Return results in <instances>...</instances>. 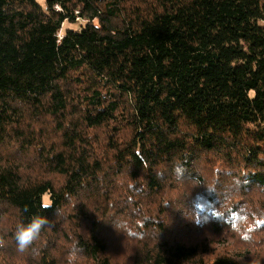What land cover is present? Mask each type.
<instances>
[{
    "label": "trees",
    "instance_id": "16d2710c",
    "mask_svg": "<svg viewBox=\"0 0 264 264\" xmlns=\"http://www.w3.org/2000/svg\"><path fill=\"white\" fill-rule=\"evenodd\" d=\"M0 236V264H264V0H0Z\"/></svg>",
    "mask_w": 264,
    "mask_h": 264
},
{
    "label": "clouds",
    "instance_id": "9594fccd",
    "mask_svg": "<svg viewBox=\"0 0 264 264\" xmlns=\"http://www.w3.org/2000/svg\"><path fill=\"white\" fill-rule=\"evenodd\" d=\"M50 207L51 205L42 206L43 210ZM48 225L49 220L41 214L33 215L28 223H18L14 232L17 250L19 252H25L28 250L29 247L40 238L42 230ZM4 245L5 239L3 236H0V247H3ZM82 251L83 249L79 246V242L73 241L68 252L67 264H76L77 259L82 254Z\"/></svg>",
    "mask_w": 264,
    "mask_h": 264
},
{
    "label": "rangeland",
    "instance_id": "374dc122",
    "mask_svg": "<svg viewBox=\"0 0 264 264\" xmlns=\"http://www.w3.org/2000/svg\"><path fill=\"white\" fill-rule=\"evenodd\" d=\"M38 1H41L42 2L43 0H38ZM70 26L75 27V25L74 26L73 25H70ZM48 202H49L48 195L44 194L43 195V203H48ZM261 253L264 254V248L261 249Z\"/></svg>",
    "mask_w": 264,
    "mask_h": 264
}]
</instances>
